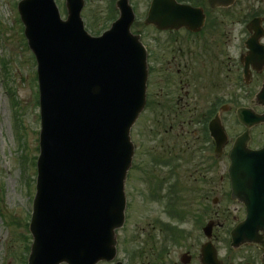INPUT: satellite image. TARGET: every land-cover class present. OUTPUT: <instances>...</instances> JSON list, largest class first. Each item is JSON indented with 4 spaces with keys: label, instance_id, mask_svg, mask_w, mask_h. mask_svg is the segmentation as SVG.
<instances>
[{
    "label": "water",
    "instance_id": "95a60500",
    "mask_svg": "<svg viewBox=\"0 0 264 264\" xmlns=\"http://www.w3.org/2000/svg\"><path fill=\"white\" fill-rule=\"evenodd\" d=\"M83 5L84 0H65L63 20L54 0L18 4L37 64L42 127L27 264L111 261L116 230L124 223V185L134 152L130 129L145 104L146 51L129 32L127 12L101 36L89 35ZM191 16L171 4L167 27L188 25ZM262 34L255 30L247 41L246 63L258 61ZM256 101L264 103V85ZM237 115L247 129L264 122V115L247 109ZM213 135L220 147L225 136L218 123ZM248 139L246 131L228 153L232 196L247 208V219L234 231L236 246L258 242L254 234L264 228L258 222L264 218V148L248 149ZM248 227L251 234H245Z\"/></svg>",
    "mask_w": 264,
    "mask_h": 264
},
{
    "label": "rangeland",
    "instance_id": "374dc122",
    "mask_svg": "<svg viewBox=\"0 0 264 264\" xmlns=\"http://www.w3.org/2000/svg\"><path fill=\"white\" fill-rule=\"evenodd\" d=\"M19 1L0 0V59L7 63L6 70L9 68V74H4L0 61V264H26L31 245L28 222L35 192V157L39 152L36 63L23 35V25L17 10ZM113 1L84 0L81 16L84 29L91 35H100L117 17L112 9ZM54 2L64 19V0ZM237 3L238 7L243 4V8L249 5L256 12L259 10L264 27V0H238ZM246 13L249 12L244 10L233 13L228 59L219 56L217 60H210L209 64L202 62V59L200 64L188 62L184 65L192 69L188 85L174 75L167 86L164 77L170 72L168 63L162 58H153L162 54L159 45L163 43L170 46L167 42L176 39L174 45L177 46L178 40L179 43L182 42L181 37L185 39V34L142 31L141 40L152 56L148 60L149 103L131 130L135 152L126 181L129 210L124 228L117 231L118 255L127 260V264H133V250L148 249L155 242L158 247L171 245V241L162 243L165 236L166 239H171L164 226H170L173 232L183 226L191 229L192 222L188 214L185 213L186 222L183 223V216L174 206L165 204L173 194L169 186H176L181 190L177 195L181 197V202L177 199L176 204L177 209L182 212H187L182 206L184 196L189 197L190 187L196 186L202 198L206 192V184L198 177L199 170L211 169L217 172V184L220 186L219 177L223 175L227 163L226 152L233 138L243 129L236 121L235 109L245 106L257 113L262 111L260 106L251 102L264 81V73L254 75L251 83L244 87L239 86L237 77V54L247 37L242 29ZM261 42L264 43V38ZM174 62L171 64V71L175 73L178 62ZM186 90L189 91L188 96H185ZM225 101H230V106L222 113L221 123L228 136V143L221 155L216 156L211 142L204 138V123L216 103L220 105ZM211 104L214 105L210 108ZM249 134V147L258 146L264 137V125L252 127ZM19 135L20 146L17 138ZM149 176L162 180L161 184L164 186L163 190L160 189L153 195L155 198H145L146 195L150 197L149 189H145ZM225 184L223 182L220 186L221 190H225ZM208 195L207 200H201L202 210L206 207L213 210L215 207L211 202L212 198H220L217 192H208ZM184 204L189 207L191 201L186 200ZM219 205L220 208L227 207V211L232 214L230 222L219 231L217 246L219 258L222 259L226 248L225 233L240 219L243 210L241 206L226 199ZM159 221L163 223V228ZM149 238L152 239L151 242H148Z\"/></svg>",
    "mask_w": 264,
    "mask_h": 264
},
{
    "label": "flooded vegetation",
    "instance_id": "af4514ba",
    "mask_svg": "<svg viewBox=\"0 0 264 264\" xmlns=\"http://www.w3.org/2000/svg\"><path fill=\"white\" fill-rule=\"evenodd\" d=\"M119 1L120 0H117V18L121 11L128 7L133 16L130 30L135 34H139L140 37L142 36V31L163 34L183 32L185 34V39L181 37L182 42L179 43L178 40L176 43L177 46L174 45L176 39L170 40L171 43L167 40V44H170V46H165L163 43L159 45V50L162 51V54H157L153 57L154 60L162 58L164 62L168 63L170 72L165 75L166 78L164 77L167 86L170 85L169 82L173 79L174 75H176L180 81H185L186 85L189 84L188 82L191 79L190 73L192 69H188V67L184 66L188 62H198V64H200L202 59H204L202 62H207L209 64L212 60H217L219 56L222 58L225 57L226 59L229 58L227 49L230 43L229 33H231L232 30L231 23L234 19V12H243L244 10L249 12L245 14L242 20V29L247 37L250 35L246 29V25L250 20V15L257 16L260 13L259 10L256 12L254 8H250L249 5H245V8H243V4H241L240 7H238V0H234L231 5L227 6L217 5L215 2L211 3L210 0H174L177 4L189 5L195 8L196 14L190 19L189 26H184L177 31H172L159 27V25L164 22V17L169 12V0H127L126 5L119 4ZM150 14L151 16L154 15L155 18H152L151 23L147 24L145 21ZM157 15H162L161 21L156 17ZM146 49L149 60L152 58V56H150L151 51L147 46ZM244 53V48L240 46L236 59L238 63L237 77H241L242 80L243 66L240 59ZM174 61L178 62L175 73L171 71V64H173ZM260 73H264V68L260 71L251 69L248 83H251V79L254 75ZM188 95L189 91L186 90L185 96ZM169 103L170 100L168 101V105ZM213 105L214 104H211L210 108ZM215 107L216 105L213 107V110ZM224 109L228 110L229 107L225 106ZM261 110L264 111V106H261ZM198 177L206 184V192L202 195L203 198L196 189V186L190 187L189 197L184 196L182 206L187 212H182L181 210L179 212L183 216V223L186 222L184 216L187 215H185V213L189 215V220L192 222L191 229L183 226L180 227L177 232L167 231L170 233L171 239H166L165 236L162 243L171 241L170 246L165 244L164 247H158L155 242L153 247L151 246L148 249L133 250L131 254L133 257V264H264V231L262 230L258 232L259 243H246L240 247L234 248L232 246L231 231L227 229L225 233V254L222 256V259L219 258L217 246L219 231H221L232 219V214L227 211V207L220 208L219 203L226 199L228 202L232 201L241 206L242 209L244 206L231 199L230 182L225 170L223 171V175L219 177L221 182L220 186L223 182L226 183L225 190H221L219 184H217V172L214 170L201 169L198 171ZM197 179L196 177V180ZM161 181L162 180L154 176H149L148 184L145 185V189H149L148 193L155 194L158 190L164 189ZM169 190L173 193L171 194L172 198H169V200L171 202L173 201V203L178 206L176 203H178L179 200L181 202V197L179 198L177 195L181 190L176 186H169ZM208 192H217L220 198H212L211 202L215 207L213 210L210 207H206L202 210L201 200L208 199ZM177 199L178 201L176 202ZM186 200L191 201L189 207H186L184 204ZM217 207L218 209H216ZM242 219L241 216L239 220L234 222V225ZM165 229L166 226L164 227V230ZM151 240L152 239L149 238L148 242H151ZM204 248L208 249V253L213 252V254L209 256L204 255ZM117 261L127 264V260L122 259L119 255H117Z\"/></svg>",
    "mask_w": 264,
    "mask_h": 264
}]
</instances>
